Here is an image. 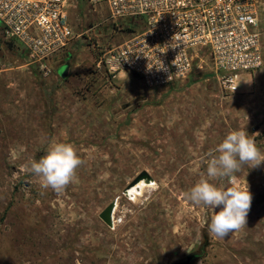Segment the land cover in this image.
<instances>
[{"label":"rangeland","instance_id":"obj_1","mask_svg":"<svg viewBox=\"0 0 264 264\" xmlns=\"http://www.w3.org/2000/svg\"><path fill=\"white\" fill-rule=\"evenodd\" d=\"M258 1L264 51V0ZM99 37L101 45L83 42L63 79L66 63L52 61L45 77L0 29V264H175L199 254L206 240L205 257L192 264H264V163L236 173V186L250 191L252 203L247 225L224 239L208 234L215 210L187 198L231 130L247 131L264 152V66L232 94L210 56L186 82L153 90L134 74L116 78L120 72L99 66L127 36ZM52 140L71 143L84 163L64 191L41 195L38 178L23 166L39 161ZM144 172L155 186L137 203L124 193ZM116 200L111 229L100 214Z\"/></svg>","mask_w":264,"mask_h":264},{"label":"built area","instance_id":"obj_2","mask_svg":"<svg viewBox=\"0 0 264 264\" xmlns=\"http://www.w3.org/2000/svg\"><path fill=\"white\" fill-rule=\"evenodd\" d=\"M258 3V0H0V21L6 38L22 44L29 65L38 67L45 77L52 73V61L75 40L91 43L97 40L95 44L101 45L99 35L104 31L110 37L127 36L100 58L99 66L105 65L112 75L129 72L148 89H172L207 67L211 56L223 90L234 94L245 76L264 66ZM82 6L86 8L84 11L79 10ZM77 12L88 20L86 25L79 19V25L88 27L83 33L76 32L71 21V14ZM97 15L100 21L94 23Z\"/></svg>","mask_w":264,"mask_h":264},{"label":"clouds","instance_id":"obj_3","mask_svg":"<svg viewBox=\"0 0 264 264\" xmlns=\"http://www.w3.org/2000/svg\"><path fill=\"white\" fill-rule=\"evenodd\" d=\"M173 63L176 64L175 61ZM148 67L151 69L150 64ZM83 163L71 143L52 140L46 154L39 161L31 160L23 168L38 178L41 195L47 189L59 194L75 181L76 171ZM262 163L264 152L257 147L248 132L241 129L231 130L209 153L206 178L202 175L190 189L187 198L195 205L215 210L208 224L210 237L224 239L229 233L247 225L252 195L248 189L242 190L236 186V173L243 166L252 169ZM217 180H226L227 185L218 186L213 183ZM218 207L220 211L217 212Z\"/></svg>","mask_w":264,"mask_h":264},{"label":"bare ground","instance_id":"obj_4","mask_svg":"<svg viewBox=\"0 0 264 264\" xmlns=\"http://www.w3.org/2000/svg\"><path fill=\"white\" fill-rule=\"evenodd\" d=\"M155 183L153 182L152 178L149 176L145 179H143L138 185H129L127 190L124 193V196L134 202H137L138 200H141L140 198L144 197L145 191L154 187ZM139 202V201H138ZM137 202V203H138ZM113 210L111 213V222L112 226H108L111 229H116L118 224V212L120 209V201L118 200L113 201Z\"/></svg>","mask_w":264,"mask_h":264},{"label":"crops","instance_id":"obj_5","mask_svg":"<svg viewBox=\"0 0 264 264\" xmlns=\"http://www.w3.org/2000/svg\"><path fill=\"white\" fill-rule=\"evenodd\" d=\"M77 18H75L74 13L71 14V21L74 24V28L76 32L79 33H83L87 28H85L86 26L84 24L79 25L78 21L76 20ZM1 29V28H0ZM83 42H85L84 39H78L75 40L66 50L64 53H62L59 57H57V59H55L54 61H56L57 63H61L62 64H67L68 62H71L74 57L77 54V51L79 49V47L83 44ZM53 65V63H51V66ZM64 66V65H63ZM80 65H76V67H79ZM60 68H57L56 71L58 72ZM124 75V72H120L116 78L122 77Z\"/></svg>","mask_w":264,"mask_h":264},{"label":"water","instance_id":"obj_6","mask_svg":"<svg viewBox=\"0 0 264 264\" xmlns=\"http://www.w3.org/2000/svg\"><path fill=\"white\" fill-rule=\"evenodd\" d=\"M0 27H3V23L0 21ZM71 71V65L68 63L66 65H64V67L62 68L61 71V78L65 79L66 77L69 76ZM149 177V175L144 172L142 173L133 183V187L135 185H138L143 179ZM113 210V203H111L101 214H100V219L107 225V226H112V222H111V213ZM175 264H192L191 263V259H187V261L184 262H179V263H175Z\"/></svg>","mask_w":264,"mask_h":264},{"label":"trees","instance_id":"obj_7","mask_svg":"<svg viewBox=\"0 0 264 264\" xmlns=\"http://www.w3.org/2000/svg\"><path fill=\"white\" fill-rule=\"evenodd\" d=\"M69 64H70V62H69ZM68 77H66V78H68ZM208 247H209V243H208V240H206L202 246L200 253L199 254H193V255L189 256L187 259H191V263H193L194 261L205 257Z\"/></svg>","mask_w":264,"mask_h":264},{"label":"flooded vegetation","instance_id":"obj_8","mask_svg":"<svg viewBox=\"0 0 264 264\" xmlns=\"http://www.w3.org/2000/svg\"><path fill=\"white\" fill-rule=\"evenodd\" d=\"M185 261H187V259Z\"/></svg>","mask_w":264,"mask_h":264}]
</instances>
